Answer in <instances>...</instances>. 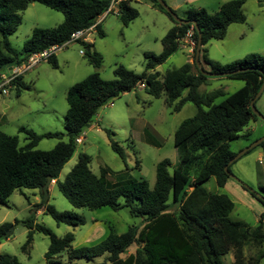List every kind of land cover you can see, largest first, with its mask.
Instances as JSON below:
<instances>
[{
	"label": "trees",
	"instance_id": "trees-1",
	"mask_svg": "<svg viewBox=\"0 0 264 264\" xmlns=\"http://www.w3.org/2000/svg\"><path fill=\"white\" fill-rule=\"evenodd\" d=\"M35 1L60 12L63 19L51 28L34 27L22 48L16 50L8 36L20 24V12ZM148 1L173 22L161 38L160 53L144 52L145 66L140 73L118 64L113 68L112 79L105 80L94 72L71 85L66 91L67 110L63 123L67 140H62L64 134L61 132L36 134L20 126L18 130L26 134L28 142L19 145L17 135L0 130V203H5L14 190L36 188L42 197L44 212L56 224H83L85 220L82 215L68 210L58 211L47 200L43 201L41 187L47 177H51L73 208L95 210L109 207L119 210L125 207L131 215L141 218L139 225H130L120 234L109 226L108 234L101 241L80 247L72 246L74 236L71 232L57 236L35 222L33 215L21 220L26 227L21 251L29 253L33 231H40L49 235L44 257L52 264H77L76 260L103 254L105 256L100 264H223L222 257L229 251L233 253L232 264H258L264 251L259 250L255 257L245 258L243 247L246 244L260 246L263 242L264 186L259 188L263 196L260 198L241 185L263 207L256 226L231 219L229 213L233 202L225 194L210 192L203 186L211 177L218 187L225 185L230 177L224 166L235 155L229 143L240 136L251 120L258 118L251 111L249 102L264 79V55L251 53L241 59L219 64L208 59L205 48L209 40L222 39L231 23L245 21L244 0H227L212 14L203 8H188L184 19L194 20L197 30L190 23L176 22L156 0ZM110 3L111 0H0V74L24 61L31 53L60 45L75 30L94 24L109 9ZM171 11L174 12L173 9ZM116 15L126 26L138 15V11L130 5V0H119ZM94 29L96 35L104 36L98 23ZM189 29L194 40L192 61L164 73L155 71L157 65L180 47V39ZM198 33L201 39L199 59L203 70L214 76L242 79L244 83L240 88L228 95L220 89L198 92V87L206 84L211 77L201 73L193 59ZM78 42L84 47L83 55L87 62L98 67L101 55L91 50L92 43ZM47 60L52 67H57L54 54ZM140 83L147 94L153 97L163 95L165 103L173 111H179L189 102L196 106L195 113L182 120L174 131L178 163L172 166L169 159L160 160L155 166V181L150 188L145 179L128 175L123 180L111 182L108 167L101 166L99 173L95 174L90 168V156L80 153L63 180H59L60 170L75 151L76 138L91 124L98 109L121 94L134 90ZM12 86L16 95L28 88L21 75L12 81ZM224 95L220 102H214L216 97ZM103 129L112 150L124 160L123 149L113 139V132ZM43 137L58 141L49 150L36 149L37 141ZM146 140L155 143L150 135ZM231 164L228 165L230 172ZM10 225L12 223L0 224V242L9 237L5 233ZM131 245H135L134 252L121 257ZM64 254V262L54 258ZM0 264L21 262L13 255L0 253Z\"/></svg>",
	"mask_w": 264,
	"mask_h": 264
},
{
	"label": "rangeland",
	"instance_id": "rangeland-1",
	"mask_svg": "<svg viewBox=\"0 0 264 264\" xmlns=\"http://www.w3.org/2000/svg\"><path fill=\"white\" fill-rule=\"evenodd\" d=\"M164 1L179 18H184L188 8H203L212 14L227 0ZM130 5L138 11V15L126 26H123L116 14H109L100 24L103 37L91 31L94 33L91 50L101 55L98 67L87 62L86 57L79 52L84 51L80 42L71 41L55 52L57 67H52L48 60L44 59L22 74V81L28 88L22 89L19 95L15 94L13 86L8 87L5 93L0 91V130L6 134L17 135L19 145L28 142L26 134L18 130L20 126L31 129L36 134L47 131L64 134L63 123L67 110L65 97L71 85L94 72L105 80L112 79L113 68L118 64L136 73L142 72L145 66L144 52L160 53L161 38L173 22L162 11L151 7L148 0H132ZM242 8L245 14L244 22L231 23L222 39H211L205 44L207 57L211 61L226 64L251 53L264 55V0H244ZM20 16L21 22L16 31L8 36L11 46L16 50L22 48L34 27L51 28L63 19L60 12L36 1L29 3L27 8L20 12ZM188 56L187 48L179 47L163 63L157 65L155 71L164 73L179 67L187 61ZM243 83L244 81L238 78L211 76L206 84L198 87V92L207 93L220 89L228 95ZM225 95L216 97L214 102H220ZM254 106L264 116V91L255 100ZM195 111L196 106L190 102L185 103L179 111H173L172 107L165 103L163 95L153 97L140 86L125 92L98 109L91 124L80 133L82 141L76 143L74 153L60 170L58 178L63 180L76 163L78 155L85 153L90 156V168L95 174L99 173L101 166H106L111 171L108 176L111 182L123 180L128 175L135 179H145L152 188L155 166L160 160L167 158L172 166L178 163L173 141L174 131L182 120L192 116ZM103 128L113 132V139L123 149L124 160L112 150ZM147 135L153 137L154 144L146 140ZM263 136L264 121L258 117L251 120L240 136L229 143V148L236 154ZM62 140H67L65 134ZM57 141L55 138L43 137L37 141L35 148L49 150ZM230 170L238 180L260 196L259 188L264 186V140L262 144L238 157L231 164ZM203 186L210 192L225 194L233 202L229 213L231 219L241 220L250 226L258 224L261 205L235 179L229 178L223 187H218L211 177ZM47 202L58 211L68 210L82 215L85 222L77 226L56 224L52 217L44 212L38 189L14 190L5 203H0V224L12 223L11 234L0 242L1 254L13 255L21 264H52L44 257L49 244L47 234L34 230L29 253L26 254L20 249L26 236V227L20 221L30 215L34 216L35 222L57 236L73 233L72 246L80 240L92 223V218L105 220L117 234L125 232L130 225L141 223V218L131 215L125 207L119 210L109 207L95 210L73 208L59 192L55 180L49 185ZM15 221L19 222L13 224ZM262 225L264 231V218ZM134 248L135 246L131 245L128 250L133 251ZM259 250L264 251V238L260 246L246 244L243 247L245 258L255 257ZM104 256L105 254L90 259L82 258L76 260V263L100 264ZM231 257L232 251L223 255V264H232ZM54 258L66 261L65 254ZM258 264H264V255Z\"/></svg>",
	"mask_w": 264,
	"mask_h": 264
},
{
	"label": "built area",
	"instance_id": "built-area-1",
	"mask_svg": "<svg viewBox=\"0 0 264 264\" xmlns=\"http://www.w3.org/2000/svg\"><path fill=\"white\" fill-rule=\"evenodd\" d=\"M113 2H114V0H111V3H110L108 10H110L113 7ZM106 12H104L103 14H105ZM99 17H101V15ZM99 17L96 19L95 23L90 25L89 27L84 28V29H78V30H75L74 32H72L70 34L69 38L65 42H63L62 44L50 46V47L43 49V50H40L38 52L31 53L21 63L15 65V66H11L10 68L3 71L0 74V91L5 93L6 90H8V87H12V81L18 75H22L25 71L29 70L30 68H32L34 65H36L40 61L47 59L49 56L55 54V52H57L59 49H61L65 45H67L69 42L78 41V40L85 41V39L88 37V35L91 33V31L95 30L94 27H95V24L98 22ZM181 42L183 43L182 47L187 48L188 51L193 53L194 40L192 38V30L191 29H189L187 31L186 35L180 39V44H181ZM79 52L81 54H83V50H79ZM139 86L142 87L143 84L140 83ZM75 141H76V143L81 142L82 137L78 136Z\"/></svg>",
	"mask_w": 264,
	"mask_h": 264
},
{
	"label": "water",
	"instance_id": "water-1",
	"mask_svg": "<svg viewBox=\"0 0 264 264\" xmlns=\"http://www.w3.org/2000/svg\"><path fill=\"white\" fill-rule=\"evenodd\" d=\"M158 2V4L163 7L167 12L170 13L171 17L178 23H182V24H192L195 29L197 30L196 27V22L194 20H188V19H184V18H179L175 12H172L170 7L165 3L164 0H156ZM200 47H201V39H200V35L198 33V42L197 45L195 47V53H194V62L197 66V68L200 70L201 73H203L206 76H214L213 73L209 72V71H205L202 68V63L199 59V53H200ZM264 90V79L262 81V84L260 86V88L258 89V91L255 93V95L251 98L249 105L251 108V111L260 119H262L264 121V116L259 113L255 106H254V102L255 100L259 97V95L263 92ZM264 140V136L251 142L249 145H247L246 147H244L243 149H241L238 153H236L232 159L224 166V170L225 172L229 175L230 178L235 179L237 182H239L244 188H246L248 191L253 192L256 196L261 197V195L259 196V194H256L255 191H252L247 185H245L244 183H242L240 180H238L230 171H228V165L231 164L233 161H235L238 157H240L242 154H244L246 151L250 150L251 148L257 146L259 143H261ZM51 182V177H47V180L45 182V184L41 187V191L43 194V201L47 200V191H48V185ZM11 230L12 227L10 226L8 231H6L5 235H10L11 234Z\"/></svg>",
	"mask_w": 264,
	"mask_h": 264
},
{
	"label": "crops",
	"instance_id": "crops-1",
	"mask_svg": "<svg viewBox=\"0 0 264 264\" xmlns=\"http://www.w3.org/2000/svg\"><path fill=\"white\" fill-rule=\"evenodd\" d=\"M119 0H114L113 2V7L110 9V12L105 13L103 15H101V17H99L98 19V24L100 25L106 18V16H108L109 14H116V6H117V2ZM132 0H130L131 2ZM148 3L150 4V6L152 7L151 3L148 1ZM172 7H176V6H172ZM117 16V15H116ZM95 31V30H93ZM96 33V31H95ZM93 34L94 33H90L88 35V37L85 39V42L87 43H92L93 41ZM182 42L180 44V47H182ZM185 48V47H184ZM187 53H188V59L186 62H191L192 61V54L190 51H188L187 49ZM10 68V67H8ZM22 76V75H21ZM141 87V86H140ZM182 108V107H181ZM88 127V126H87ZM52 182V180H51ZM50 182V183H51ZM49 183V185H50ZM49 185H48V189H49ZM254 199V198H253ZM255 200V199H254ZM259 203V202H258ZM260 204V203H259ZM261 205V204H260ZM262 207V206H261ZM262 211H263V207H262ZM261 211V212H262ZM264 218V216H263ZM262 218V221H263ZM92 223L89 225V227L86 229L85 233L82 235V237L80 238V240L77 242V244H75L73 247H80V246H85V245H92L95 244L99 241H101L109 232V226H111L108 222H106L105 220H101V219H96V218H92ZM262 230H263V225H262ZM264 233V231H263ZM74 240V239H73ZM135 246V245H134ZM135 250V248H134ZM131 250H127L126 253L121 254V257H125L126 254L128 253H132L134 252ZM131 251V252H130ZM230 252V251H229ZM245 256V255H244ZM233 261V253H232V257H231V263Z\"/></svg>",
	"mask_w": 264,
	"mask_h": 264
}]
</instances>
